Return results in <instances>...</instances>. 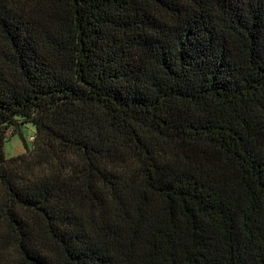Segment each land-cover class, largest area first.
<instances>
[{"label": "trees", "instance_id": "trees-1", "mask_svg": "<svg viewBox=\"0 0 264 264\" xmlns=\"http://www.w3.org/2000/svg\"><path fill=\"white\" fill-rule=\"evenodd\" d=\"M0 264H264V0H0Z\"/></svg>", "mask_w": 264, "mask_h": 264}, {"label": "rangeland", "instance_id": "rangeland-1", "mask_svg": "<svg viewBox=\"0 0 264 264\" xmlns=\"http://www.w3.org/2000/svg\"><path fill=\"white\" fill-rule=\"evenodd\" d=\"M34 133V127L32 125H28L24 129H21L23 140L20 138L18 133L8 136L3 145L5 157L8 159L19 155L20 153L24 152L25 146L30 148Z\"/></svg>", "mask_w": 264, "mask_h": 264}]
</instances>
